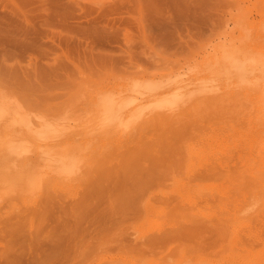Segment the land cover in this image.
<instances>
[{
    "label": "rangeland",
    "instance_id": "rangeland-1",
    "mask_svg": "<svg viewBox=\"0 0 264 264\" xmlns=\"http://www.w3.org/2000/svg\"><path fill=\"white\" fill-rule=\"evenodd\" d=\"M72 1L94 10L117 2ZM162 6L144 5L145 35L124 22L129 11L109 15L130 40V60H73L50 75L44 67L34 73L26 58L0 59L2 106L50 129L67 127L45 148L71 154L80 174L66 185L0 161V264H264V120L250 97L229 92L235 76L215 60L264 47V0ZM103 47L126 49L122 36ZM188 82L201 91L179 103L175 91ZM209 88L213 97L202 93ZM142 89L151 90L145 130L101 148L115 134L91 139L102 101H127ZM167 102L173 109L152 114Z\"/></svg>",
    "mask_w": 264,
    "mask_h": 264
},
{
    "label": "bare ground",
    "instance_id": "bare-ground-1",
    "mask_svg": "<svg viewBox=\"0 0 264 264\" xmlns=\"http://www.w3.org/2000/svg\"><path fill=\"white\" fill-rule=\"evenodd\" d=\"M163 1L165 0H117L112 5L98 7L97 10H94L91 7L80 6L72 0H0V59L1 61L6 59L18 61L26 58V66L28 65L34 73L44 72L43 69L48 68L51 70L50 75L57 74L60 65L72 63L73 60H90L92 62L101 59L115 60L114 58L118 57L116 55L124 56L130 60L134 57V53L130 48V40L126 33H121L120 29L114 28L113 24L108 22L109 15L112 13L119 14L122 9L129 11L127 12L129 19H125L124 22L126 24L134 23L141 29L142 35H145L144 27L147 20L141 16L144 5L161 12ZM123 28L125 29V27ZM121 36L126 45L124 51L119 50L117 54L103 47L116 43ZM131 42L133 43V40ZM17 51L22 53L23 57L19 58L20 55L17 56ZM250 55L231 51V54L226 53L215 60H217L216 62L220 68L223 67L227 73L235 76L231 81L234 88H242L238 91L233 88L229 92L247 98L250 97L257 104L258 118L264 120V47L251 52ZM26 66L20 65V68L25 72ZM34 75L36 81H39L40 78L38 79L36 74ZM228 77L226 76V78ZM175 89H177L176 86L169 87L163 89L161 93H171V90L174 92ZM198 90L201 91L199 86L188 82L179 84V92H175L178 94L177 97L180 103L185 101L189 95L198 92ZM134 91L133 98L127 101L114 99L102 101L99 118L101 123L95 127L97 132L91 139L97 140V138L107 137L110 133L115 134L110 139V143L104 142L101 148L108 147L111 144L128 142L136 134L138 135L145 130L146 126L144 127L142 124L145 123V115L148 112L143 111L145 109L143 103L151 94V90ZM215 91L216 89L209 88L203 90L202 93L210 94L213 97ZM173 107V103L158 104L152 108V114L170 111ZM109 122H113V124L106 126L105 123ZM261 122L264 123V121ZM47 127L49 128L46 123L31 122L29 119L16 114L13 110L4 108L0 103V161L11 163L12 168L29 167L34 170V174L38 177L40 175L53 176L55 174L57 178H62L65 184L68 185L80 176L78 173L75 175L76 170L72 169L75 158L71 154L54 155L45 148V146L55 144L61 133L59 131L67 127H54L52 129ZM124 128L127 130H124ZM93 129L94 127H91V130ZM68 133L70 131H67ZM37 137L42 142H36L31 147ZM29 141L32 143L31 146L23 143ZM145 162H147V159ZM128 172L131 173V175L129 173L130 177L136 174V172L133 174L134 171L133 173ZM103 175L106 174L103 173ZM146 176L144 175L142 181H139L146 183ZM123 177L121 178L123 179ZM130 177H127V180ZM93 181L89 183L93 184ZM28 184L29 182H26V186H29ZM133 185L136 186L135 183ZM90 186V190L98 187L97 185ZM125 188L132 190L135 187L131 189V186H125ZM117 189L120 188L118 186L116 189L114 188V190L119 191ZM92 191H89V193ZM121 191L117 194H122ZM99 193L101 194V192ZM129 194L127 192L122 195L126 197ZM125 197L124 199H126ZM127 198L132 197L127 196ZM87 204L90 206L91 202L90 204L87 202ZM88 205L87 207H89ZM61 208L59 209L61 210ZM123 209L121 210L123 211ZM119 210H117L118 213L114 212L115 215L119 214Z\"/></svg>",
    "mask_w": 264,
    "mask_h": 264
}]
</instances>
